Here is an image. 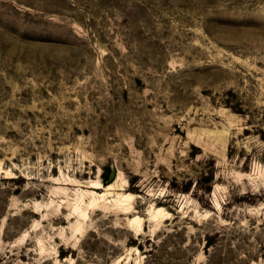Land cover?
I'll return each mask as SVG.
<instances>
[{
	"label": "rangeland",
	"instance_id": "obj_1",
	"mask_svg": "<svg viewBox=\"0 0 264 264\" xmlns=\"http://www.w3.org/2000/svg\"><path fill=\"white\" fill-rule=\"evenodd\" d=\"M0 264H264V0H0Z\"/></svg>",
	"mask_w": 264,
	"mask_h": 264
},
{
	"label": "bare ground",
	"instance_id": "obj_2",
	"mask_svg": "<svg viewBox=\"0 0 264 264\" xmlns=\"http://www.w3.org/2000/svg\"><path fill=\"white\" fill-rule=\"evenodd\" d=\"M97 185V184H96ZM98 186V185H97ZM99 187V186H98ZM100 187H101V185H100ZM126 197H131V194L130 193H126V194H124ZM154 210H156V212L158 213V212H164V209L160 206H158V208H154ZM156 212H154V213H152L151 214V217L152 218H154L155 216H157V213ZM166 212V211H165ZM165 215V214H164ZM138 218V216L136 215V216H134L133 218H132V220H136Z\"/></svg>",
	"mask_w": 264,
	"mask_h": 264
},
{
	"label": "water",
	"instance_id": "obj_3",
	"mask_svg": "<svg viewBox=\"0 0 264 264\" xmlns=\"http://www.w3.org/2000/svg\"><path fill=\"white\" fill-rule=\"evenodd\" d=\"M114 175H115V173H112V175H111V179L114 177Z\"/></svg>",
	"mask_w": 264,
	"mask_h": 264
}]
</instances>
